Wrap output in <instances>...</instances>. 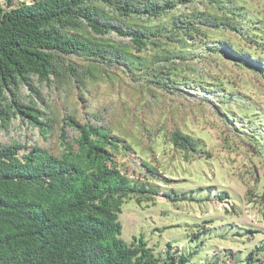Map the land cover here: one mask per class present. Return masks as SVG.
<instances>
[{"label":"trees","instance_id":"trees-1","mask_svg":"<svg viewBox=\"0 0 264 264\" xmlns=\"http://www.w3.org/2000/svg\"><path fill=\"white\" fill-rule=\"evenodd\" d=\"M239 11L233 0H0V128L23 122L45 137L55 119L60 130L56 151L0 141V264H194L196 251L167 243L156 254L142 236L129 243L121 237L124 201L140 203L151 199L141 194L157 191L131 179L117 160L130 145L104 114L114 103L81 119L69 97L90 93L92 81L112 90L123 82L138 100L156 103L178 91L223 105L233 117L227 105L238 94L214 88L222 82L219 60L264 76V58L249 52L264 41ZM53 78L69 104L55 118L41 106L42 85L50 87ZM179 130H169V140L195 152L197 142ZM242 131L264 137L257 126ZM148 169L143 177L160 179ZM217 197L228 199L227 192ZM255 250L264 251V238ZM252 254L241 263L255 264Z\"/></svg>","mask_w":264,"mask_h":264},{"label":"rangeland","instance_id":"rangeland-1","mask_svg":"<svg viewBox=\"0 0 264 264\" xmlns=\"http://www.w3.org/2000/svg\"><path fill=\"white\" fill-rule=\"evenodd\" d=\"M233 1L240 7V19L253 24L264 41V0ZM229 36L232 42L245 46L236 36ZM249 52L257 60L264 58V45L255 48L254 44ZM219 61L223 64L222 82L214 88L238 94L234 102L226 99L228 104L232 102L227 107L231 106L233 117L223 105L219 107L197 96L185 97L178 91L158 97L156 103L138 100V95L135 97L123 82L120 86L115 84L112 90L103 82L92 81L90 93L79 96L74 91L69 102L81 119L87 110L99 112L114 103L112 113L104 114L130 145L129 153L120 152L117 160L131 179L142 178L157 191L141 194L151 199L138 203L132 197L122 204L121 237L127 243L134 236H142L156 254L163 252L167 243L184 252L196 251L194 264H232L233 257H238L237 264H242L250 252L252 262L264 264V251L255 250L264 238V137L242 131L243 125H250L264 134V76ZM56 84L53 78L50 87L41 88V106L52 118L66 114L69 106ZM29 87L20 89L24 104L29 99ZM236 120L241 121L239 125ZM173 128L197 142L195 152L172 144L169 130ZM59 131L55 119L45 137L23 122L15 123L8 131L0 128V141H22L26 145L32 142L56 151ZM148 168H153L160 179L143 177L150 173ZM169 192L175 196L185 194L186 198L171 201L166 195ZM213 192H227L228 199L213 197Z\"/></svg>","mask_w":264,"mask_h":264},{"label":"clouds","instance_id":"clouds-1","mask_svg":"<svg viewBox=\"0 0 264 264\" xmlns=\"http://www.w3.org/2000/svg\"><path fill=\"white\" fill-rule=\"evenodd\" d=\"M13 2H15V3H17V2H19V3H22V2H24V1H28V0H12ZM216 196H217V192H216Z\"/></svg>","mask_w":264,"mask_h":264},{"label":"built area","instance_id":"built-area-1","mask_svg":"<svg viewBox=\"0 0 264 264\" xmlns=\"http://www.w3.org/2000/svg\"><path fill=\"white\" fill-rule=\"evenodd\" d=\"M213 197H216V192H213ZM225 204V203H224Z\"/></svg>","mask_w":264,"mask_h":264}]
</instances>
